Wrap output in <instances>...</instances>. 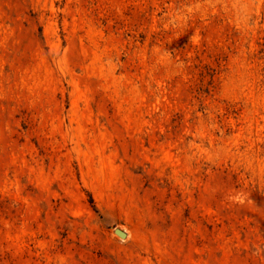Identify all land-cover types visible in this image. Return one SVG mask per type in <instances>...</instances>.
Returning <instances> with one entry per match:
<instances>
[{
  "label": "rangeland",
  "instance_id": "rangeland-1",
  "mask_svg": "<svg viewBox=\"0 0 264 264\" xmlns=\"http://www.w3.org/2000/svg\"><path fill=\"white\" fill-rule=\"evenodd\" d=\"M0 264H264V0H0Z\"/></svg>",
  "mask_w": 264,
  "mask_h": 264
},
{
  "label": "water",
  "instance_id": "water-1",
  "mask_svg": "<svg viewBox=\"0 0 264 264\" xmlns=\"http://www.w3.org/2000/svg\"><path fill=\"white\" fill-rule=\"evenodd\" d=\"M118 236H120L121 238H126V234L124 232H122L119 229H115L114 231Z\"/></svg>",
  "mask_w": 264,
  "mask_h": 264
}]
</instances>
